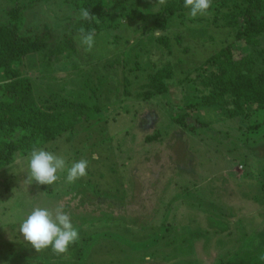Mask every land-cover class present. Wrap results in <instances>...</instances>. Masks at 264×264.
Wrapping results in <instances>:
<instances>
[{
	"label": "rangeland",
	"instance_id": "1",
	"mask_svg": "<svg viewBox=\"0 0 264 264\" xmlns=\"http://www.w3.org/2000/svg\"><path fill=\"white\" fill-rule=\"evenodd\" d=\"M166 1L137 0L133 16L122 20L117 29L95 36L90 50L78 40L76 55L71 58L50 56L51 47L46 54L50 69L42 67L41 62L46 61L40 57L26 60L25 72L35 90L51 86L54 90L75 92L90 74L94 88L97 75L106 80L109 92L102 90L104 107L101 116L90 120L89 131L86 132L89 124H85L74 134H64L41 148L66 158V167L57 173L55 183L37 185L32 182L28 178L29 157L0 171V264L10 262L5 253L14 245L9 241L18 238L21 244H27L17 231V222L34 207L57 206L70 214L79 235L89 239L87 244L77 240L65 253H57L50 246L45 248L46 257L50 254L51 261L57 259V263L52 261L51 264H146L149 260L146 258L153 252L156 255L152 260L157 264H264V188L261 183L264 127L259 133L248 129L254 123H262L264 113L243 121L228 120L211 110H203L195 114L207 126L191 133L169 120L166 110L171 106L167 99L132 103L146 83L147 75L170 62L174 80L169 97L172 104L180 106L186 91V84L181 83L183 79H194V68L234 41L235 31L222 27L220 18L215 24L211 10L197 18H192L188 11L182 12L183 15L170 20L164 30L159 29L154 19ZM64 3V0L38 2L33 10L26 12L21 32L29 29L32 33L48 32L54 46L57 40L63 39L67 24L74 18L72 9ZM0 4L5 5V0H0ZM2 9L0 6L3 21L6 16ZM160 39L168 40L169 53L158 42ZM116 58L121 61L116 71L102 69L101 63ZM127 62L124 73L131 82L130 97L124 94L123 65ZM135 62H139L141 71H130ZM46 70L50 73L44 74ZM115 113H119L115 121L100 123L101 119ZM155 132L160 133V142L146 144L145 137ZM79 160L88 162L89 172L95 178L86 179L85 175L69 183L68 169ZM184 187L191 192L196 188L204 201L202 210L196 206L197 210H187L182 204L188 197L186 194L183 197ZM75 194L78 196L73 199ZM109 205H112L110 209ZM203 210L222 217L228 224L227 229L218 233L209 228ZM110 212L122 220L129 216L134 223L142 218L145 229L129 227L132 233H128L126 226L107 219L105 213ZM173 212L179 221L177 224L187 214L196 220L184 231L168 234L172 236L164 245L160 240L155 244L157 230L154 235H148L146 229H158L168 222ZM103 214L106 218L95 222ZM115 227L122 230L118 229L116 237H106L104 232L112 233ZM196 227L202 234L194 237L190 231ZM100 232V237H94ZM176 238L178 243H175ZM103 247H108L106 252ZM79 250L82 251L80 258ZM14 260L16 262L10 264H26L23 258L14 256Z\"/></svg>",
	"mask_w": 264,
	"mask_h": 264
},
{
	"label": "trees",
	"instance_id": "2",
	"mask_svg": "<svg viewBox=\"0 0 264 264\" xmlns=\"http://www.w3.org/2000/svg\"><path fill=\"white\" fill-rule=\"evenodd\" d=\"M48 1L55 0H5V5L0 4L6 16L5 20H0V171L15 164L21 158L29 157L33 149L44 148L64 134H74L77 128L85 124H89L86 132L89 131L92 125L90 120L96 115L101 116L104 107V101L101 99L102 90L105 88L104 91L109 92L106 88L109 86L105 84L106 80L97 75L95 76L97 87L94 88L90 74L82 84L78 85L75 92H65L59 88L54 90L51 86H47L46 90H35L32 80L25 72L26 60L33 56L40 57L41 60L46 61L45 64L41 62L42 67L46 66L50 69L51 65L46 54L51 47L53 50L50 51V56L53 55L56 59L75 56L77 41L81 40V29L94 33L95 36L101 32L115 30L122 20L133 16L137 2V0H64V4L72 9L74 18L67 24L63 39L57 40L53 46L51 35L48 32L32 33L30 29L25 33L21 32L26 12L33 10L38 2ZM82 9L89 10L92 15L91 20L80 19ZM210 10L214 12L215 24L220 18L223 20L222 27L235 31L234 41L224 45L194 68L192 71L195 74L194 79L190 80L188 77L183 79L181 83L186 84V91L180 106L172 104L169 97L170 87L174 80V68L170 62L155 70L152 67L153 71L147 75L146 83L140 87V92L135 95V102H132L145 104L156 103L157 98L167 99L171 106L170 110H166L169 120L180 129L191 133L207 126L195 114L203 110H211L216 113V116L228 120L241 119L243 121L264 113V0H212ZM186 11L188 10L183 7V0H167L157 13L154 23L159 29L164 30L170 20L177 16L181 17L183 15L181 13ZM158 42L164 45L167 51L169 50L167 39H160ZM128 64L129 62L123 65L126 97L132 96L129 92L130 79L124 73V68ZM120 65L119 58L101 63L102 69L106 71H116ZM131 69V72L142 70L139 62H135L134 68ZM43 73L49 74L50 71L46 70ZM115 91L118 92L117 87ZM115 116H119V113L101 119L100 123L115 121ZM263 127L264 121L254 123L248 129L250 132L259 133ZM160 140L159 132L144 139L146 144L160 142ZM89 170L88 167L85 178L94 179L95 177ZM261 175L264 188V168ZM8 188L9 186L5 189L8 190ZM183 191V197L185 194L188 196L182 201L186 209L197 210L199 208L202 210L200 207H203L204 201L196 188L191 192L184 187ZM77 196L78 194H75L73 199ZM104 199L117 201L116 199ZM191 201H196V203ZM111 206H108L109 209ZM203 212L209 228L218 233L227 229L228 224L223 221L222 217L206 212V210ZM105 214L108 215V220L113 223L120 222L123 227L126 226V229L129 227L133 230L139 227L145 229L142 218H137L134 223L129 216L122 220L119 216H114L112 212ZM105 214L96 219L93 217L95 222L105 219ZM173 215L174 212L167 218L168 222L162 223L158 229L154 227L146 229L148 235H154V230H157L158 236L153 239L155 244L159 240V243L163 244L172 236L168 235L172 231L182 232L196 220L187 214L180 219V224H177L179 221L177 222ZM115 229L117 228L111 230L112 233L104 232L106 237H116L118 229L122 230L121 228ZM127 230L128 233H132L129 229ZM101 232L93 236L100 237ZM190 234H194L195 237V235H201L202 230L196 227L190 231ZM88 239L79 235L78 240L87 244ZM9 242L14 245L9 252L5 253L10 258L9 264L16 262V260L13 261L14 256L23 258L26 264H46L45 262L51 264L52 261L57 263V259L51 261L50 254L46 257L48 253L46 249L36 251L28 244L22 243V245L18 238L14 242ZM16 243L20 245L16 246ZM175 243H178L177 238ZM107 248L103 247V250ZM77 255L80 258L82 251L79 250ZM155 255V252L149 253L150 262L148 260L146 264H157L152 260ZM165 259L170 260L167 257Z\"/></svg>",
	"mask_w": 264,
	"mask_h": 264
},
{
	"label": "clouds",
	"instance_id": "3",
	"mask_svg": "<svg viewBox=\"0 0 264 264\" xmlns=\"http://www.w3.org/2000/svg\"><path fill=\"white\" fill-rule=\"evenodd\" d=\"M183 7L192 18L207 15L212 0H183ZM80 19H92L88 9H82ZM82 44L90 50L95 43V34L80 30ZM66 158L44 149H33L28 159V178L37 185H52L58 179L57 173L66 167ZM88 162L72 163L67 172V181L74 182L87 174ZM17 231L23 241L36 251L49 246L57 253H65L71 244L79 239V232L71 216L63 207H34L17 222ZM149 259V258H146Z\"/></svg>",
	"mask_w": 264,
	"mask_h": 264
}]
</instances>
